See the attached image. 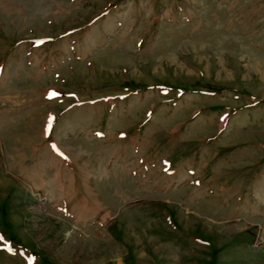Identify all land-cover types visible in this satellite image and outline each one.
<instances>
[{
	"label": "rangeland",
	"instance_id": "374dc122",
	"mask_svg": "<svg viewBox=\"0 0 264 264\" xmlns=\"http://www.w3.org/2000/svg\"><path fill=\"white\" fill-rule=\"evenodd\" d=\"M0 264H264V0H0Z\"/></svg>",
	"mask_w": 264,
	"mask_h": 264
},
{
	"label": "snow or ice",
	"instance_id": "6c2138e0",
	"mask_svg": "<svg viewBox=\"0 0 264 264\" xmlns=\"http://www.w3.org/2000/svg\"><path fill=\"white\" fill-rule=\"evenodd\" d=\"M0 239H2V238H0Z\"/></svg>",
	"mask_w": 264,
	"mask_h": 264
}]
</instances>
